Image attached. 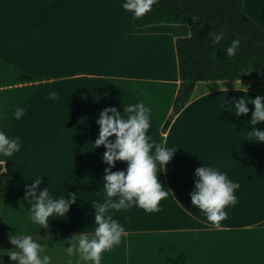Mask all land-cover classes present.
Listing matches in <instances>:
<instances>
[{"label":"crops","instance_id":"1","mask_svg":"<svg viewBox=\"0 0 264 264\" xmlns=\"http://www.w3.org/2000/svg\"><path fill=\"white\" fill-rule=\"evenodd\" d=\"M123 2L0 0V11H8L0 13V131L21 140L13 157L0 156V264H18L8 253L16 247L10 235L20 234L46 245L51 264H77L78 254L69 256L65 247L75 233L94 234L92 204L105 199L106 148L94 144L99 113L115 106L126 117L124 107L138 102L151 108L150 142L176 148L166 168L157 167L168 195L156 212L109 210L126 233L102 254V264H264V142L248 134L251 100L264 97V78L198 81L164 129L181 83L176 39L189 26L138 27ZM247 4L264 28V0ZM51 90L59 99L48 98ZM242 97L249 112L238 116L234 104ZM18 106L26 109L19 120ZM255 127L264 130V121ZM127 166L117 161L112 170ZM199 166L239 183L237 203L226 208L219 228L191 204ZM36 178L53 198L78 195L66 216L49 218L47 229L30 218L35 201L26 192Z\"/></svg>","mask_w":264,"mask_h":264},{"label":"clouds","instance_id":"2","mask_svg":"<svg viewBox=\"0 0 264 264\" xmlns=\"http://www.w3.org/2000/svg\"><path fill=\"white\" fill-rule=\"evenodd\" d=\"M156 0H124L122 8L131 12L135 17H141L149 12ZM214 44L224 38V33H208ZM241 40L234 38L226 48V55L234 57L239 52ZM48 98L59 99L55 90L48 93ZM248 99L240 98L234 104L236 115L249 112ZM254 105L250 123L253 127L249 130V136L253 142H264V130L255 127L258 122L264 121V97L257 96L251 100ZM24 107H16L13 115L19 120L25 114ZM111 113V114H110ZM125 117L115 106L106 107L99 113L96 123L100 126L98 137L94 144L97 147L103 145L106 151L103 159L109 167L105 168L102 178L105 199L96 202L92 207L94 213V229L92 235L80 231L69 238L70 245L65 247L69 256L78 254L77 264H102L103 253L113 249L122 241L126 233L125 227L113 218L110 209L116 211L127 210L132 206L142 208L146 212L159 211L160 201L167 197L168 192L159 179L158 165L166 168L172 160L176 148L165 147L162 144L150 142L148 135L151 127V108L143 102L130 104L124 107ZM113 137V139H109ZM21 149V140L17 136L10 138L4 131H0V156L13 157ZM154 149V153H153ZM117 161H127L126 170L113 171ZM195 187L190 193L191 204L198 208L207 220L219 228L220 222L228 215L226 208L237 203L236 190L239 183L231 180L226 172H222L214 166H199L195 169ZM34 183L28 185L26 196L34 198L31 206V220L47 229L49 218L66 216L70 206L78 199L76 192L53 198L48 187L39 190L43 178H36ZM10 240L16 247L8 253L11 260L18 264H51L50 255L44 254L46 245H42L30 234L10 235ZM69 264H72L69 261Z\"/></svg>","mask_w":264,"mask_h":264},{"label":"trees","instance_id":"3","mask_svg":"<svg viewBox=\"0 0 264 264\" xmlns=\"http://www.w3.org/2000/svg\"><path fill=\"white\" fill-rule=\"evenodd\" d=\"M133 20L142 27L155 23L189 26V34L176 39L180 87L167 129L173 118L191 100L200 80L264 78V28L245 11V0H156L149 12ZM223 32L214 44L208 33ZM234 38L241 40L234 57L226 48ZM5 175L0 164V209Z\"/></svg>","mask_w":264,"mask_h":264},{"label":"rangeland","instance_id":"4","mask_svg":"<svg viewBox=\"0 0 264 264\" xmlns=\"http://www.w3.org/2000/svg\"><path fill=\"white\" fill-rule=\"evenodd\" d=\"M247 9H248V10H247ZM245 11H246L247 14L250 15V13H249V12H250V11H249V4H247V8H245ZM248 11H249V12H248ZM6 12H8V11H6ZM6 12H5V11H0V13H2L3 15H8ZM259 12H260L261 16L264 17V7L261 8V9L259 10Z\"/></svg>","mask_w":264,"mask_h":264}]
</instances>
